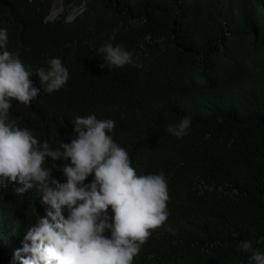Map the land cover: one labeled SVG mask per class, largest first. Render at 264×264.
Returning <instances> with one entry per match:
<instances>
[{
    "label": "clouds",
    "instance_id": "clouds-1",
    "mask_svg": "<svg viewBox=\"0 0 264 264\" xmlns=\"http://www.w3.org/2000/svg\"><path fill=\"white\" fill-rule=\"evenodd\" d=\"M44 7L42 17L21 16L19 27L0 16V264H264V243L240 221L211 240L230 201L200 174L198 157L165 136L187 135L191 115L129 151L132 139L113 137L106 81H76L59 57L35 65L47 59L44 50L70 58L68 43L50 33L38 44L26 40L25 25L40 31L64 11L63 0ZM98 53L104 72L143 67L121 44ZM57 98L65 106L42 121L35 113ZM18 105L16 124L9 116ZM36 192L40 201L32 198L37 207L28 210Z\"/></svg>",
    "mask_w": 264,
    "mask_h": 264
},
{
    "label": "trees",
    "instance_id": "trees-1",
    "mask_svg": "<svg viewBox=\"0 0 264 264\" xmlns=\"http://www.w3.org/2000/svg\"><path fill=\"white\" fill-rule=\"evenodd\" d=\"M55 0H0V16L34 11L44 16ZM64 11L40 31L25 25L28 42L51 34L68 43L70 55L58 51L35 63L59 57L77 81L81 76L106 81L111 93L113 137L132 151L145 136H159L169 125L191 115L184 151L195 154L200 174L228 199L225 219L213 227L218 241L230 220L240 221L255 242L264 243V0H63ZM76 9L75 18L67 16ZM82 10L80 13L78 11ZM121 44L138 64L104 72L99 47ZM43 56L41 55V58ZM61 98L36 112L51 121ZM10 111V120L20 122ZM123 146V145H122ZM38 192L27 209L37 207ZM33 198V199H32ZM218 203L221 200L215 195ZM236 241L232 247L237 250ZM230 255V256H231Z\"/></svg>",
    "mask_w": 264,
    "mask_h": 264
}]
</instances>
